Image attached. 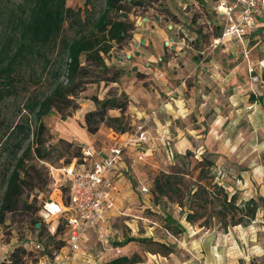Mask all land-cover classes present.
<instances>
[{
  "label": "rangeland",
  "instance_id": "obj_1",
  "mask_svg": "<svg viewBox=\"0 0 264 264\" xmlns=\"http://www.w3.org/2000/svg\"><path fill=\"white\" fill-rule=\"evenodd\" d=\"M16 1L19 0H0V40L6 27L7 7ZM105 1L67 0V5L84 9L88 2V7L98 12ZM144 1L143 6L136 7L139 15H132L136 25L133 37L124 44H115L106 56L110 67L123 70L118 81L88 85L77 99L79 107L65 119L56 110L44 117L52 142L65 138L75 146L84 145V115L95 105L92 96L127 94L130 127L126 136L117 133L118 137L113 138L106 130L101 133L111 142H128L120 212H112L105 228L94 229L80 251H69L60 232L52 235L41 215L44 202H49L53 210H64L61 204L65 205L69 195L55 190L49 166L61 167L72 153L59 158L55 151L52 159L36 161L41 180L30 177L35 187L26 185L24 197L35 206L26 210L20 203L0 224V264H10L11 253L20 252L21 247L26 253H20V264H37L39 258L55 254H60L59 264H103L133 254L141 260L135 264H264V22L251 36L239 41L223 36L225 21L214 11V0H189V15L185 17L180 5L185 0ZM179 23L185 31L178 30ZM156 49L166 51L157 54L154 61L139 59L136 54L154 53ZM34 67L29 89L22 86L19 94L0 102V137L26 114L30 93L42 94L52 81L51 74L42 71L39 63ZM29 118L34 126L33 115ZM88 136L94 138L90 133ZM103 139H96L95 146L102 147ZM75 146L72 152H78ZM12 149L13 145L10 149L0 146V203L6 188L5 173L15 163ZM204 157L214 162L209 181L223 186L230 195L236 193L241 205L250 198L258 201L254 220L225 227L215 219L209 226H201L202 221H187V204L167 196L155 201L152 187L157 174L182 169L185 181L192 187ZM167 214L181 222L185 230L178 234L169 231ZM50 218V226L60 222L63 227V216ZM35 219L43 222L42 231L35 228ZM128 236L172 244L174 252L153 253L155 244L137 240L116 245V241ZM38 241L42 242L40 249L36 247Z\"/></svg>",
  "mask_w": 264,
  "mask_h": 264
},
{
  "label": "trees",
  "instance_id": "obj_2",
  "mask_svg": "<svg viewBox=\"0 0 264 264\" xmlns=\"http://www.w3.org/2000/svg\"><path fill=\"white\" fill-rule=\"evenodd\" d=\"M144 2L106 0L104 8L98 12L89 8L88 2L84 9H76L68 6L67 0H19L8 5L6 27H3L0 40V102L19 94L22 86L29 89L31 84L28 81L35 75L36 62L42 71L51 74L52 81L42 94L30 93L25 103L26 114L21 121L9 125L4 136L0 137L3 149H10L13 145L11 153L15 158L13 167L5 173L6 188L0 203V224L5 222L7 213L19 208L20 203L26 210L35 206L24 195L26 185L34 188L35 184H30L32 180L42 178L36 161H48L56 151L59 158L65 153H72L63 165L71 164L72 158L77 159V165L82 163L84 145L75 146L73 141L65 138H60L57 143L52 142L53 135L44 117L56 110L65 119L79 107L77 99L88 85L99 81H118L123 70L110 67L106 63V56L115 44H124L133 37L136 25L132 15H139L136 7L143 6ZM41 79V76L38 77L37 82ZM92 100L95 108L84 115V127L88 133L96 134L102 125L120 134L129 130L126 117L129 98L126 93L109 94L105 98L95 95ZM110 110H118L119 115L110 114ZM31 114L35 120L34 126L29 118ZM74 146L78 152H72ZM30 160L34 161L30 163ZM213 165L212 160L202 158L192 187L185 181L186 172L182 169L160 172L152 187L155 201L160 202L163 196H167L181 205L187 204V221L192 224L202 221L201 226H209L210 221L215 219L225 227L246 225L254 220L259 209L258 201L250 198L241 205L236 193L230 195L223 186L209 181V171ZM30 177L32 180H29ZM69 190L70 186L64 182L63 193ZM68 204L69 195L65 201V205ZM34 226L42 231L44 224L41 219H35ZM166 228L173 234L185 230L183 224L171 214L166 215ZM59 232L66 244L68 229L65 223L63 227L60 222L57 223L55 234ZM135 240L155 244L156 248L151 251L153 253L166 255L174 252L172 244L155 241L151 237L128 236L116 241V245L124 246ZM18 249L20 252L14 250L11 253L10 264L21 263L20 253H26V250L22 247ZM140 261V256L133 254L121 255L103 264H135Z\"/></svg>",
  "mask_w": 264,
  "mask_h": 264
},
{
  "label": "built area",
  "instance_id": "obj_3",
  "mask_svg": "<svg viewBox=\"0 0 264 264\" xmlns=\"http://www.w3.org/2000/svg\"><path fill=\"white\" fill-rule=\"evenodd\" d=\"M214 3V11L225 21L224 37L243 41L256 31L258 22H264V0H214ZM127 147L128 142L116 143L108 148L104 156H98L92 146L86 145L83 147V161L80 165H77L75 159L71 164L59 168L49 166L55 190L62 191L64 182L70 186L69 204H62L64 210L54 213L48 202H44L41 215L47 221L52 235L56 233L57 224L50 226L48 223L53 220L50 217L57 214L64 217L69 251H80L91 232L105 228L112 212L117 209L116 194L119 186L115 171L124 161ZM144 190L148 189L144 187ZM36 247L42 248V242L38 241ZM59 259L60 254L52 258L45 255L39 258L37 264H59Z\"/></svg>",
  "mask_w": 264,
  "mask_h": 264
},
{
  "label": "crops",
  "instance_id": "obj_4",
  "mask_svg": "<svg viewBox=\"0 0 264 264\" xmlns=\"http://www.w3.org/2000/svg\"><path fill=\"white\" fill-rule=\"evenodd\" d=\"M189 2V0H185V1H182V2H180V5L182 6V9H183V14H182V17H185V15L186 16H188L189 15V11H187L186 10V8H187V6H188V3ZM173 13H175V12H173ZM176 14V13H175ZM177 15V14H176ZM182 17L180 18V19H182ZM261 24L262 23H259L258 22V26H257V29H259L260 28V26H261ZM260 25V26H259ZM182 26V24L181 23H179L178 25H177V28H178V30H182L183 28L181 27ZM161 30V29H160ZM159 30V35L161 36V37H163V32H165V30L163 29L162 31L163 32H161ZM177 34H178V32H177ZM167 36V35H166ZM153 42V41H152ZM178 48V47H177ZM180 48V50L181 51H184V47H179ZM161 51H166V49H156V51L154 52V53H145V55H144V52H140V58L139 59H145V60H147V61H154L155 59H156V55L157 54H159ZM186 53V52H185ZM159 57L158 58H161L160 57V55H158ZM215 61H214V59H213V63H214ZM148 64V63H147ZM150 64V63H149ZM95 108V105H94V107L92 108V109H94ZM130 108L132 109L133 107L130 105ZM112 111H114V114L113 115H119V111L118 110H110V112H112ZM102 130H106V132H107V135H112L113 136V138H117L118 137V134L116 133V132H114L112 129H109V128H107V129H102V127H100V129H99V131L96 133V134H90L91 136H93L94 138H91L90 136H88V134H87V132H86V129H84V139H82L81 141H82V143H84V146H86V145H90V146H92L94 149H95V151H96V153H97V155L98 156H104L106 153H107V151H108V148L110 147V146H112L113 144H116V143H118V142H111V141H109V140H106V139H103V137L101 136V133H102ZM98 136H100L99 138H98ZM121 136H126V133L125 134H122ZM96 139H103L102 140V147H96L95 146V144H94V141L96 140ZM108 139V138H107ZM123 164H124V162H122L119 166H118V168L116 169V171H115V173H116V179H117V183H118V186H119V191L117 192V194H116V196H117V212H120V199H121V188H122V180H123V171H122V169H123ZM62 203V202H61ZM60 203V204H61ZM63 204V203H62ZM62 204H61V206H62ZM119 209V210H118ZM115 211V210H114Z\"/></svg>",
  "mask_w": 264,
  "mask_h": 264
},
{
  "label": "water",
  "instance_id": "obj_5",
  "mask_svg": "<svg viewBox=\"0 0 264 264\" xmlns=\"http://www.w3.org/2000/svg\"><path fill=\"white\" fill-rule=\"evenodd\" d=\"M144 42H145V40H144V39H142V43H144ZM136 54H137V55H140V51H137V52H136ZM50 200H51V199H49V201H50ZM37 226L39 227V226H40V224H37Z\"/></svg>",
  "mask_w": 264,
  "mask_h": 264
},
{
  "label": "bare ground",
  "instance_id": "obj_6",
  "mask_svg": "<svg viewBox=\"0 0 264 264\" xmlns=\"http://www.w3.org/2000/svg\"><path fill=\"white\" fill-rule=\"evenodd\" d=\"M50 201H52V200H50ZM48 204H49V202H48ZM58 207H59V205H58ZM59 210H61L60 207H59L57 210H53V211H54V213H56V212H58Z\"/></svg>",
  "mask_w": 264,
  "mask_h": 264
}]
</instances>
